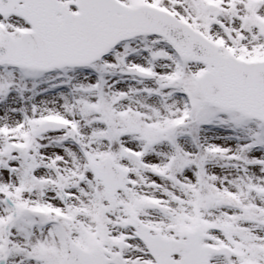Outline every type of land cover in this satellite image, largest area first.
Masks as SVG:
<instances>
[{
	"label": "snow or ice",
	"instance_id": "snow-or-ice-1",
	"mask_svg": "<svg viewBox=\"0 0 264 264\" xmlns=\"http://www.w3.org/2000/svg\"><path fill=\"white\" fill-rule=\"evenodd\" d=\"M0 264H264V0H0Z\"/></svg>",
	"mask_w": 264,
	"mask_h": 264
}]
</instances>
